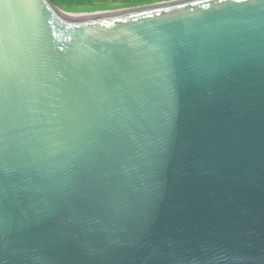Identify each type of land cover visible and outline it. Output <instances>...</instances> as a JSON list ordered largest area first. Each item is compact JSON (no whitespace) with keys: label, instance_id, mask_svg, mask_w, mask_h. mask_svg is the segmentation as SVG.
Listing matches in <instances>:
<instances>
[{"label":"water","instance_id":"1","mask_svg":"<svg viewBox=\"0 0 264 264\" xmlns=\"http://www.w3.org/2000/svg\"><path fill=\"white\" fill-rule=\"evenodd\" d=\"M0 264H264V0H0Z\"/></svg>","mask_w":264,"mask_h":264},{"label":"trees","instance_id":"2","mask_svg":"<svg viewBox=\"0 0 264 264\" xmlns=\"http://www.w3.org/2000/svg\"><path fill=\"white\" fill-rule=\"evenodd\" d=\"M56 6L70 12L108 11L138 7L170 0H51Z\"/></svg>","mask_w":264,"mask_h":264}]
</instances>
